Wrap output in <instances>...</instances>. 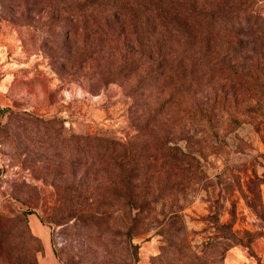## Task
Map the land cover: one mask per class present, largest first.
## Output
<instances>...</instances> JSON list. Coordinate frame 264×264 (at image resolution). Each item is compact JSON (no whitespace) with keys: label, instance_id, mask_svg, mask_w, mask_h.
I'll use <instances>...</instances> for the list:
<instances>
[{"label":"rangeland","instance_id":"obj_1","mask_svg":"<svg viewBox=\"0 0 264 264\" xmlns=\"http://www.w3.org/2000/svg\"><path fill=\"white\" fill-rule=\"evenodd\" d=\"M80 1L0 0V214L12 218L25 205L33 210L25 218L31 237H18L12 226V232L0 239V264H8L4 248L12 254L26 249L33 254L41 246L34 254L36 261L42 254L29 215L46 233L59 264H179L174 257L191 264V251L202 256L199 263L264 264V116L255 128L238 112L224 113L223 99L232 94L239 99L242 89L222 85L205 66L193 72V84L184 83L183 89L175 91L165 81L163 88H151L142 96V84L135 86L144 71L130 72L124 66L125 57L136 56L130 32L136 25H129L122 49L106 40L98 42L83 27L95 21L94 12L106 11L99 6L82 8ZM226 1L229 7L231 2ZM245 4H252L264 19V0ZM255 36L252 42L242 38L241 50L235 53L240 57L264 53V32ZM169 89H174L171 94ZM156 98L167 107V114H160L165 119L195 106L214 111L213 130L191 119V114L189 118L179 114L174 125L164 123V130L185 128L161 138L176 145L190 162L176 163L169 173L170 152L163 148L158 154L166 160L160 164L161 180L153 186L158 194L151 214L156 218L150 214L149 223L134 226L130 238L129 216L122 206L114 227L106 231L84 233L74 218L49 222L46 217L57 215L61 200L71 194L64 189L66 132L95 133L135 145L133 141L143 136L139 131H144L136 127L149 113L143 103ZM8 109L24 114L20 118ZM227 112L235 119L232 123ZM53 118L57 122L50 121ZM75 169L77 179L81 167ZM165 173L169 175L164 177ZM21 182L33 187L30 195L17 191ZM25 200L24 205L18 202ZM175 204L174 215L168 218L170 205Z\"/></svg>","mask_w":264,"mask_h":264},{"label":"trees","instance_id":"obj_2","mask_svg":"<svg viewBox=\"0 0 264 264\" xmlns=\"http://www.w3.org/2000/svg\"><path fill=\"white\" fill-rule=\"evenodd\" d=\"M229 1V7H225L226 0H81L79 6H99L106 11L94 12L95 21L83 29L94 40H106L116 49L126 46L125 42L129 39L128 27L136 25V31H130L133 32L136 56L125 57L127 62L124 66L130 67V72L138 69L144 71L135 86L138 89L139 84H142V96H148L151 88H163L165 81L175 86V91L183 89L184 83L193 84V72L203 71L205 66L215 73L222 85L242 89V97L236 99L238 97L234 94L230 98L225 97L220 109L224 113L226 109L238 112L243 122H251L256 128L258 120L264 116V53H245L240 57L235 52L241 50L242 38L257 40L256 32H264V19L252 9V4H245L249 0ZM81 16L88 17L83 14ZM116 19L121 23H117ZM252 50L254 48L250 51ZM173 90L169 89V94ZM147 100L143 107L149 113L141 127H136H144V131H139L143 136L133 141L135 145L132 142L123 144L95 133L66 132L62 140L64 189L71 194L61 200V210L57 215L46 217L49 222L57 223L74 218L76 227L83 229L84 233L91 229L106 231L114 227L118 219L116 212L122 206L129 216L127 231L130 238L134 226L146 222L145 220L148 223L151 221L150 214L157 204L158 194L153 186L161 180L160 164L166 160L158 154H162L163 148L170 152L168 162L172 164L168 167L169 173L176 163L190 162L176 145H167L166 139L161 138L163 134L183 133L185 128L169 127L164 130V123L174 125V119L180 116L189 118L187 116L191 114V119H196L204 127L213 130L211 118L214 111L211 107L195 106L189 111L180 110V116L175 114L165 119L160 117L161 112L167 114L163 101H158L157 98ZM8 111L20 118L24 114ZM33 119L41 121L37 117ZM227 120L231 121L229 123L235 121L229 112ZM50 121L57 122V119ZM52 160L46 159L45 162L51 163ZM78 167L81 170L79 177L75 179L73 175ZM169 173L163 176L167 177ZM16 189L30 195L33 187L21 182ZM99 189L97 194L96 190ZM18 202L24 205L27 201ZM175 208L176 204L170 205L168 218L174 215L172 211ZM32 212L25 205L12 218L0 214V239L4 234H9L12 226L18 237H31L25 218ZM151 217L156 218L153 214ZM40 248L41 246L36 248L33 254L29 253V249L24 253L12 254L4 248V252L8 264H37L34 254ZM191 256V264H207L199 263L202 256H197L192 251ZM172 260L186 264L182 257H174Z\"/></svg>","mask_w":264,"mask_h":264},{"label":"crops","instance_id":"obj_3","mask_svg":"<svg viewBox=\"0 0 264 264\" xmlns=\"http://www.w3.org/2000/svg\"><path fill=\"white\" fill-rule=\"evenodd\" d=\"M29 227L33 231V233L37 234L42 242L43 250L42 254L38 257V264H59L55 257L53 256L52 250L48 244V239L46 237V233L41 228L39 222L36 220L35 216L29 215L28 217Z\"/></svg>","mask_w":264,"mask_h":264}]
</instances>
